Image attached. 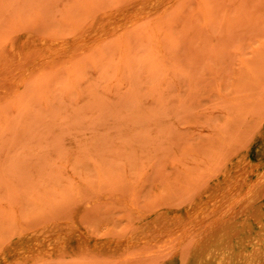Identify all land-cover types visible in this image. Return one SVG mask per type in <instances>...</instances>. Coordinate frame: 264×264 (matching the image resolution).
Listing matches in <instances>:
<instances>
[{
  "label": "rangeland",
  "instance_id": "374dc122",
  "mask_svg": "<svg viewBox=\"0 0 264 264\" xmlns=\"http://www.w3.org/2000/svg\"><path fill=\"white\" fill-rule=\"evenodd\" d=\"M259 235L264 0H0V264H240Z\"/></svg>",
  "mask_w": 264,
  "mask_h": 264
},
{
  "label": "bare ground",
  "instance_id": "6f19581e",
  "mask_svg": "<svg viewBox=\"0 0 264 264\" xmlns=\"http://www.w3.org/2000/svg\"><path fill=\"white\" fill-rule=\"evenodd\" d=\"M79 212H80V209L77 212H75V215L77 216L79 214ZM80 214H81V212H80ZM259 237L262 240V237L260 235H259ZM254 239H256V238H254ZM249 240H251V239L249 238ZM261 240L257 241V242H253L251 244L252 250L250 252L249 251L248 252L240 251L238 253V259L240 261V264H264V240H262V241Z\"/></svg>",
  "mask_w": 264,
  "mask_h": 264
}]
</instances>
